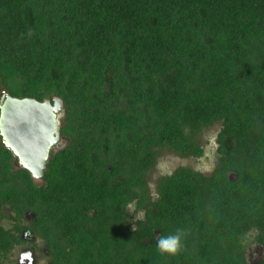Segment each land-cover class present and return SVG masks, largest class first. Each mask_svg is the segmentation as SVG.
Listing matches in <instances>:
<instances>
[{
    "label": "trees",
    "instance_id": "16d2710c",
    "mask_svg": "<svg viewBox=\"0 0 264 264\" xmlns=\"http://www.w3.org/2000/svg\"><path fill=\"white\" fill-rule=\"evenodd\" d=\"M0 91L61 99L65 140L36 183L0 137V264L39 240L49 264H264V0H0ZM216 125L211 174L152 195Z\"/></svg>",
    "mask_w": 264,
    "mask_h": 264
},
{
    "label": "water",
    "instance_id": "95a60500",
    "mask_svg": "<svg viewBox=\"0 0 264 264\" xmlns=\"http://www.w3.org/2000/svg\"><path fill=\"white\" fill-rule=\"evenodd\" d=\"M63 102L59 98L42 102L13 98L0 91V137L14 157V165L26 170L36 183L44 181L52 153L64 145L61 120Z\"/></svg>",
    "mask_w": 264,
    "mask_h": 264
},
{
    "label": "rangeland",
    "instance_id": "374dc122",
    "mask_svg": "<svg viewBox=\"0 0 264 264\" xmlns=\"http://www.w3.org/2000/svg\"><path fill=\"white\" fill-rule=\"evenodd\" d=\"M219 131L220 126L216 125L211 129L205 130L200 135L199 141L205 150V155L200 159H184L171 153L164 152L158 159L157 166L148 177L151 194L154 195L156 193V186L161 177L172 174L180 167L190 168L206 175L211 174L216 164V139ZM131 210H133V208H131ZM5 226L8 227L9 223H5ZM260 253V248L256 245L250 247L249 257L252 263L258 260V255H260ZM10 258L13 264H49L45 245L40 240L37 241L35 245L28 243L25 246L18 247Z\"/></svg>",
    "mask_w": 264,
    "mask_h": 264
},
{
    "label": "clouds",
    "instance_id": "9594fccd",
    "mask_svg": "<svg viewBox=\"0 0 264 264\" xmlns=\"http://www.w3.org/2000/svg\"><path fill=\"white\" fill-rule=\"evenodd\" d=\"M156 246L162 255H178L183 249V233L177 231L171 235H160L156 240Z\"/></svg>",
    "mask_w": 264,
    "mask_h": 264
}]
</instances>
